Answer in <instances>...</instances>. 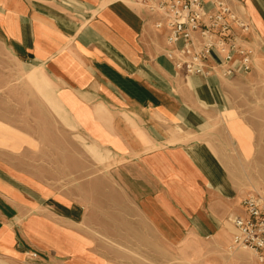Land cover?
Instances as JSON below:
<instances>
[{
  "label": "crops",
  "instance_id": "obj_1",
  "mask_svg": "<svg viewBox=\"0 0 264 264\" xmlns=\"http://www.w3.org/2000/svg\"><path fill=\"white\" fill-rule=\"evenodd\" d=\"M227 1L251 70L186 76L136 0H0V264L227 251L264 197V0Z\"/></svg>",
  "mask_w": 264,
  "mask_h": 264
},
{
  "label": "built area",
  "instance_id": "obj_2",
  "mask_svg": "<svg viewBox=\"0 0 264 264\" xmlns=\"http://www.w3.org/2000/svg\"><path fill=\"white\" fill-rule=\"evenodd\" d=\"M161 18L157 28L168 29L167 56L186 76L206 74V60L217 52L224 62L240 55L239 67L224 68L225 76L251 70V52L231 42L233 25L242 30L248 24L231 8L227 0H136ZM245 216H233V234L229 249L251 251L264 262V197L249 196L243 201Z\"/></svg>",
  "mask_w": 264,
  "mask_h": 264
},
{
  "label": "rangeland",
  "instance_id": "obj_3",
  "mask_svg": "<svg viewBox=\"0 0 264 264\" xmlns=\"http://www.w3.org/2000/svg\"><path fill=\"white\" fill-rule=\"evenodd\" d=\"M41 119H47L44 116L43 112H40ZM56 126H59L56 124ZM41 135L43 132H47V128H40ZM61 132H63V129ZM43 131V132H42ZM56 131H59V128H56ZM52 129L50 130V133ZM73 135L76 134L73 132ZM76 139V137H75ZM71 144V148L73 151H79L80 146L77 144L76 140H74ZM58 156V153H57ZM41 163H43L41 161ZM158 256L154 257H138V256H127L128 262H134V264H222L229 263L230 264H259L254 254L251 251L243 250V249H228L227 251L218 250L216 246L211 243L209 240H201V241H190L181 245L176 246H167L166 256L160 257V261H158ZM157 259V261H155ZM261 264V263H260ZM264 264V263H262Z\"/></svg>",
  "mask_w": 264,
  "mask_h": 264
},
{
  "label": "bare ground",
  "instance_id": "obj_4",
  "mask_svg": "<svg viewBox=\"0 0 264 264\" xmlns=\"http://www.w3.org/2000/svg\"><path fill=\"white\" fill-rule=\"evenodd\" d=\"M229 246H230V245H229ZM229 246H228V249L230 248ZM257 262H258L259 264H260V263H261V264L264 263V262H259V261H257ZM222 264H224V263H222Z\"/></svg>",
  "mask_w": 264,
  "mask_h": 264
}]
</instances>
